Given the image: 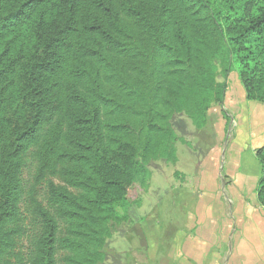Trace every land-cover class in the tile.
I'll use <instances>...</instances> for the list:
<instances>
[{"label":"trees","instance_id":"16d2710c","mask_svg":"<svg viewBox=\"0 0 264 264\" xmlns=\"http://www.w3.org/2000/svg\"><path fill=\"white\" fill-rule=\"evenodd\" d=\"M233 72L264 105V0H0V264H107Z\"/></svg>","mask_w":264,"mask_h":264},{"label":"rangeland","instance_id":"374dc122","mask_svg":"<svg viewBox=\"0 0 264 264\" xmlns=\"http://www.w3.org/2000/svg\"><path fill=\"white\" fill-rule=\"evenodd\" d=\"M218 81L223 82V77L219 76ZM228 85L233 96L228 110H224V105H214L209 112L210 126L202 130L183 117L186 130L184 133L178 131L177 163L156 162L151 167L148 190L142 191L138 187L132 190L133 200L141 198V206L137 209L140 219L133 227H125L113 236L107 264H215L214 245L210 250L202 249L205 260H199V254H196L198 231H201V238L203 233L210 232L213 242L219 239V231L225 232V247L216 264H230V239L235 229L227 221L232 215L231 201L237 202L241 198L253 201L254 198L253 202L258 204L256 188L260 170L259 166L257 174L235 170L239 153L235 148H229L232 141L246 142L248 133L253 136L257 131H264V118H261L262 104L246 100L236 72L229 76ZM257 110L261 115L255 125ZM217 114L226 120L221 139L216 135V124L213 125L218 121ZM34 169L30 162L25 171L29 186L33 184ZM211 218L217 226L205 227L213 221ZM238 224L236 218L235 226ZM203 228L207 231H202ZM252 228L248 222L242 231H253ZM191 252L197 258L191 256Z\"/></svg>","mask_w":264,"mask_h":264},{"label":"crops","instance_id":"0c3cea01","mask_svg":"<svg viewBox=\"0 0 264 264\" xmlns=\"http://www.w3.org/2000/svg\"><path fill=\"white\" fill-rule=\"evenodd\" d=\"M246 98V96H245ZM233 96L230 94L229 89L226 94V99L224 103V110H228L230 104H232ZM263 106V117L260 114L261 111H256V118L253 123L256 125L258 123L257 117L261 115V118H264V105ZM226 108V109H225ZM211 115V114H210ZM218 121L216 122L215 132L218 139H221L225 134L226 120H224L220 114H217ZM254 125V126H255ZM250 130V126H249ZM256 130V129H255ZM242 138V134H240ZM247 141L244 143L238 144L240 141H232L230 148H235L236 152L239 153V161H237V167L240 170L244 171H253L255 174L258 173V160L256 158V150L261 148L264 145V131H257L253 136H249L247 134ZM239 138V139H240ZM245 141V140H244ZM223 157V153H222ZM227 173V172H226ZM236 186V179H235ZM251 199V198H250ZM225 200V199H224ZM254 201V198H253ZM246 201L241 198L239 201H231L232 204V215L227 219L229 223L234 226V232L232 233V237L230 239L231 247L230 251L231 256L229 263L230 264H264V211L258 206L256 202ZM237 218L239 224L235 226V219ZM213 221L205 224V227L212 224L213 227H216L217 224ZM250 223L253 231H242L246 223ZM253 222V224H252ZM240 225V226H239ZM204 224L202 223V227ZM201 230V229H200ZM202 231H207L206 228H203ZM212 231V230H209ZM217 232V231H216ZM220 234L217 242H213L210 240L211 233L204 234L201 238V231H198V238H196L198 249L196 254H199V260L204 262L205 257L202 253V249L204 251L210 250L213 245L216 248L217 255L215 256V264L219 262V254H221L224 250L225 245V232L219 231ZM195 242V241H193ZM257 245V246H256ZM193 246V245H192ZM191 256L196 255L191 252ZM197 258V257H196Z\"/></svg>","mask_w":264,"mask_h":264}]
</instances>
